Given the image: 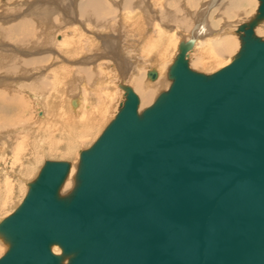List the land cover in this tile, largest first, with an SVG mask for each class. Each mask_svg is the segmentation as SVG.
<instances>
[{"label": "water", "instance_id": "1", "mask_svg": "<svg viewBox=\"0 0 264 264\" xmlns=\"http://www.w3.org/2000/svg\"><path fill=\"white\" fill-rule=\"evenodd\" d=\"M263 20L260 0L233 61L211 75L182 45L171 87L141 113L125 87L71 190V164L46 161L0 223V264H264Z\"/></svg>", "mask_w": 264, "mask_h": 264}, {"label": "bare ground", "instance_id": "2", "mask_svg": "<svg viewBox=\"0 0 264 264\" xmlns=\"http://www.w3.org/2000/svg\"><path fill=\"white\" fill-rule=\"evenodd\" d=\"M175 2L178 4L179 0H19L15 8L3 9L4 18H1L5 23L12 19L21 20L10 27L0 25V120L7 112L12 113L19 107L29 110L31 106L39 112L41 119L34 124L37 127L31 137L20 135L19 128L12 127L13 121L0 122V210L12 196L16 199L20 197L16 201L18 204H14L15 209L20 206L29 184L38 177L46 161L71 164L61 192L70 191L81 153L77 145L83 138L94 135L96 141L115 119L127 98L125 87L138 96L140 113L152 106L161 93L169 90L172 85L169 71L176 54L178 56L180 53V37L187 38L182 45L190 46L186 59L193 71L197 68L205 73H216L231 64L233 59L223 60L235 45L240 50L241 44L237 40L239 32H235L237 38L226 39L225 35L232 33L230 25H224L219 32L214 31L208 14L217 5L221 13L219 16L224 17L230 7L231 12L236 10L237 15L251 0L202 1L203 6L193 11L187 8V3L193 7L195 0H182L179 9L173 7L170 10L166 6ZM125 10L126 13L116 14ZM142 13L147 16L145 21L143 18L141 22L134 20L135 23L128 26L127 20ZM119 18L127 24L121 27L124 28L121 33L125 35V41H128L126 46L122 43L124 38L119 34L120 28H117L118 21L121 23ZM64 25L66 29L71 26L69 33L63 28ZM47 27L63 31L62 40L51 41V36L48 38L49 29L48 32H39V28ZM42 35L45 41H32ZM84 38L85 41H82ZM133 48L138 51L141 62H150L145 73L138 71L140 65L136 63L137 60L131 64L134 56L131 57L128 51ZM190 52H193L191 59ZM46 54L54 56L52 65H47L49 68L43 65L51 58L44 56ZM33 55L40 57L31 58ZM152 70L157 73L155 79L148 76ZM119 87L122 88L120 94L124 91L125 97L116 108L117 115L111 118ZM21 92L30 93L34 101L29 102L26 96L21 97ZM28 125L34 128L32 124ZM41 155L61 158L50 160L48 157L49 160H42L39 164L38 157ZM62 156L75 162L62 160ZM6 159H12L9 170L4 164ZM27 176L34 179L29 180ZM3 220L0 219V223ZM7 248L0 237V255ZM53 251L61 253L59 247H54Z\"/></svg>", "mask_w": 264, "mask_h": 264}, {"label": "rangeland", "instance_id": "3", "mask_svg": "<svg viewBox=\"0 0 264 264\" xmlns=\"http://www.w3.org/2000/svg\"><path fill=\"white\" fill-rule=\"evenodd\" d=\"M17 1V2H16ZM18 1L19 0H0V25L2 26V27H10L11 25H13V24H16V22H19V20H21V19H17V20H10V21H7L6 23H5V20L4 21H2L3 19L2 18H4L3 16H4V10H5V8H6V10L7 9H12V8H15V5H16V3H18ZM26 1V0H25ZM117 1H120V0H117ZM185 1V0H184ZM196 2H195V5L192 7V6H190V4H188L187 3V8L189 9V10H191V11H193V10H198V9H200L201 8V6H203L202 5V3L203 2H209L210 0H195ZM203 1V2H202ZM177 2H175L174 4H172V3H167V7L170 9V10H172V9H174V8H176V9H179V7H178V5H179V3L180 4H182V0H179V3L178 4H176ZM196 3H197V6H196ZM206 4V3H205ZM208 4V3H207ZM250 4V5H249ZM249 4H247V5H245L242 9H241V11L236 15V10H234V11H232L231 12V7L226 11V13H225V16L224 17H221V16H219V15H221V13H220V9L217 7V5L215 6V7H213L212 8V11H209L210 13L208 14V15H210V17H209V20H210V23H211V27H212V30L214 29V31H217V32H219V30H221L222 28H223V26L224 25H230L229 26V29H230V32H232V33H230V34H228V35H225V38L226 39H234V38H237V35H239V38L237 39L239 42L238 43H240L241 44V41H240V34L238 33L239 32V28L243 25V24H246V23H249L253 18V15L255 16L257 13H256V11L258 10V8H259V5H260V1L259 0H251V2L249 3ZM177 5V6H176ZM186 5V4H185ZM9 6V7H8ZM174 7V8H173ZM4 9V10H3ZM126 13L127 11L125 10V11H118L116 14L117 15H120V13ZM138 12V11H137ZM256 13V14H255ZM18 14V16L20 15V14H22V12L19 14V13H17ZM143 14V13H142ZM140 14V15H138V16H136L135 15V17H134V15H133V17L130 19V20H127V24H128V26H132L134 23H135V21H138V22H141V21H145L146 20V18H147V16L145 17V14ZM1 16H2V18H1ZM34 17V16H33ZM145 17V18H144ZM142 18H143V20H142ZM251 18V19H250ZM120 19V18H119ZM133 19V20H132ZM139 19V20H138ZM135 20V21H134ZM120 21H121V19H120ZM190 23H192L191 21H190ZM120 24H121V26H120ZM127 24H126V21H125V23L124 22H122L121 21V23L118 21V23H117V25H119L117 28L119 29V34H121L122 35V37L124 38V41L122 42L125 46H126V44H127V42L128 41H125V40H127L126 38H125V35L123 34V33H121V31L124 29V28H121L122 26L123 27H125V25L127 26ZM8 25V26H7ZM53 26V25H52ZM262 26V27H261ZM264 21H262V22H260L259 23V27H258V25H257V33H256V35L257 36H259V37H261L262 39H264ZM54 27H55V23H54ZM65 27V25L63 26V28ZM70 27V28H69ZM67 29H66V27H65V29L67 30V33H69L70 32V30H71V26H69ZM48 29H49V32H48ZM37 30V29H36ZM46 30V32H48L49 33V36H48V38L51 36V41H54V42H60L61 40H62V37H61V33L63 32V31H61V30H50V28L49 27H47V28H43V29H40L39 28V32L40 33H42V32H44ZM232 30V31H231ZM235 30V31H234ZM237 30V31H236ZM234 31V32H233ZM235 32H236V34H235ZM113 34H115V33H113ZM184 35L185 36H187V33L184 31ZM38 36V35H37ZM35 37L32 41H45L44 40V38H45V36H43L42 35V39L41 38H39V37ZM41 39V40H40ZM85 39L86 38H84L82 41H85ZM186 39L187 38H185L184 39V37H180V40H178V46L181 48V46H182V41H186ZM188 39H189V37H188ZM202 40V39H201ZM201 40H199V41H201ZM190 41V40H189ZM191 42V41H190ZM11 45L12 46H14V44L13 43H11ZM236 45L233 47V49H231V50H229L228 51V54H227V57L223 60V61H231V59H233L234 57H235V55L238 53V48L239 47H236ZM193 48V47H192ZM128 52H130L131 53V57H133L134 56V59L132 60V62H131V64H133V62L134 61H136V63L137 64H139L140 65V67H139V69H138V71L139 70H141L140 72H146L148 69H149V66H150V62H148V61H145V62H141L140 61V59H142L140 56H138V51L136 50V49H130ZM231 52V53H230ZM133 55V56H132ZM140 55V54H139ZM44 56H48V54H46V55H44ZM192 56H193V52H190L189 53V59H191L192 58ZM231 56V57H230ZM38 57H40V55L38 56V55H33L31 58H38ZM48 57H51V58H49L43 65H46V68H49V66L50 65H52V63H53V58H54V56H52L51 54H49V56ZM135 57L137 58V59H135ZM176 57H177V54H176ZM175 58V57H174ZM230 58V59H229ZM176 59V58H175ZM142 64H141V63ZM135 63V64H136ZM149 66H148V65ZM225 64V63H224ZM47 65H49V66H47ZM147 65V66H146ZM145 67V68H144ZM45 68V69H46ZM130 69V71H131V68H129ZM144 69H145V71H144ZM195 71L196 72H199V73H203L204 71H201V69H197V68H195ZM217 71V70H216ZM215 73V71H213V72H207V73H203V74H206V75H211V74H214ZM131 76H132V73H131ZM141 80V79H140ZM149 81V80H148ZM86 83H87V85L88 86H91V84L88 82V81H85ZM122 85H126V84H123L122 83ZM107 87V86H106ZM120 89H118L119 91L116 93V99H115V102H114V105H113V109L111 110V118H114L115 117V114L117 115V113H116V111H117V109L116 108H118L119 107V104H120V102H122L124 99H123V97H125V93H124V91H122V94H120V91L122 90V88L121 87H119ZM2 90H4V88H2ZM5 90H7V89H5ZM11 90V89H10ZM9 91V90H8ZM124 93V94H123ZM20 94H22L21 95V97H25L27 100H29V102H33L34 100L33 99H31L32 97H31V95H30V93H28V92H21ZM24 94V95H23ZM27 94V95H26ZM117 94H118V96H117ZM28 95H29V97H28ZM116 101H118V102H116ZM32 105V104H31ZM29 108H31V109H25V108H21V107H19V108H17L14 112H12V113H14V114H12V113H5L4 114V116H3V119L2 120H0V122H2V121H7V122H11V121H13V125H12V127H17V128H19L18 129V133L20 134V135H25V136H32V134H34V129H35V127H37V125H34V124H37V122H38V120L37 119H41V116H40V114H39V112L37 111V110H35V109H33L34 107L33 106H31V107H29ZM32 110V111H31ZM22 112L21 114H20V112ZM29 111V112H28ZM36 111V112H35ZM36 115H34V114ZM38 113V114H37ZM114 113V114H113ZM20 114V115H19ZM33 114V115H32ZM8 115V116H7ZM30 115H32V116H30ZM16 116H18L19 118H21L22 119V121L21 120H19ZM114 116V117H113ZM15 117V118H14ZM28 117H29V119H28ZM14 118V119H13ZM23 119L27 122H25V121H23ZM35 119V120H34ZM17 121H20V122H17ZM36 121V122H35ZM24 122V123H23ZM23 123V124H22ZM28 124H32L33 126H34V128H29V125ZM15 125H18V126H15ZM21 126V127H20ZM28 128V129H27ZM29 129H31V130H29ZM21 130V131H20ZM25 130V131H24ZM27 130V131H26ZM24 132V133H23ZM31 132V133H30ZM10 136H13V135H10ZM24 136V137H25ZM7 139L10 141V137L9 136H7ZM84 139V140H83ZM82 140H83V146H82V140L79 142V144L80 145H77V150L78 149H80V150H78V151H83V150H85V149H88L89 147H91L92 146V144H93V142L95 141V135L94 136H91V137H85V138H83ZM94 139V140H93ZM86 140V141H85ZM93 140V141H92ZM92 141V142H91ZM91 142V143H90ZM9 143V142H8ZM55 155H53V157H54ZM47 157V158H46ZM44 156V155H41L40 157H38V161H39V164H41V162H42V160L43 161H46V160H60V158H61V156H60V158H58L59 156H56L54 159H53V157L51 158V156L50 155H48V156ZM48 157H50L49 159H48ZM63 158H62V160L64 159V160H70L71 162H75V161H73V160H71V159H69V157H66V156H62ZM9 158H11L10 156H9ZM7 160V159H6ZM11 161H12V159H11ZM10 160H7L4 164L7 166V168H8V170H9V168L11 169L12 168V162H11ZM31 177V176H30ZM29 176H27V178L29 179V180H33L34 178H30ZM63 194H65V193H63ZM18 198H20V197H17V199L16 198H14L13 196L10 198L11 200H9V203H7L3 208H4V210H3V208L0 210V219H5L6 217H8L9 215H11L16 209H15V205L16 204H18V202H16V201H18L19 199ZM11 201V202H10ZM12 203V204H11ZM15 204V205H14ZM10 206H13V207H10ZM3 211V212H2ZM7 251V250H6ZM5 251V252H6ZM4 252V253H5ZM4 253L3 254H1L0 255V258H1V256H3L4 255Z\"/></svg>", "mask_w": 264, "mask_h": 264}]
</instances>
